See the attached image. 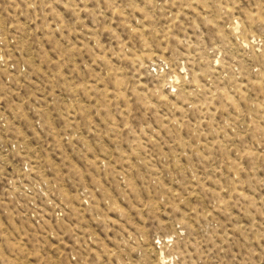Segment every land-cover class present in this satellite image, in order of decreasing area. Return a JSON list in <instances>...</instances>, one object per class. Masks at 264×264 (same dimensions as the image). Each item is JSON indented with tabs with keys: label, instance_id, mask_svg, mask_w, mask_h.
I'll return each instance as SVG.
<instances>
[{
	"label": "rangeland",
	"instance_id": "1",
	"mask_svg": "<svg viewBox=\"0 0 264 264\" xmlns=\"http://www.w3.org/2000/svg\"><path fill=\"white\" fill-rule=\"evenodd\" d=\"M0 264H264V0H0Z\"/></svg>",
	"mask_w": 264,
	"mask_h": 264
},
{
	"label": "built area",
	"instance_id": "2",
	"mask_svg": "<svg viewBox=\"0 0 264 264\" xmlns=\"http://www.w3.org/2000/svg\"><path fill=\"white\" fill-rule=\"evenodd\" d=\"M32 196V195H31ZM33 197V196H32Z\"/></svg>",
	"mask_w": 264,
	"mask_h": 264
}]
</instances>
